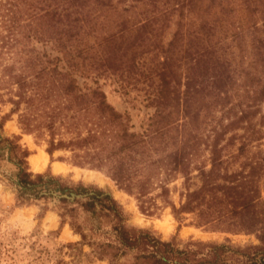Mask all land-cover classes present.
<instances>
[{
	"label": "trees",
	"instance_id": "trees-1",
	"mask_svg": "<svg viewBox=\"0 0 264 264\" xmlns=\"http://www.w3.org/2000/svg\"><path fill=\"white\" fill-rule=\"evenodd\" d=\"M150 2L157 7L158 0ZM171 2L168 0L164 6L171 7ZM199 2L175 0L172 10L162 13L157 8L159 14L141 22L133 35L126 21L117 23V30L104 23L105 9L113 7L112 0H0V101L13 106L11 113H19L26 131L47 132L50 155L57 150L83 152V163L107 168L112 179L129 193L142 175L137 179L139 197H144L154 185L153 180L165 171L169 178H159L158 186L161 196L168 197L170 178L181 175L188 184L193 173L188 145L170 141L174 114L184 108L190 115L197 100L204 102L217 91L219 96L227 86L223 76L226 63L214 52L213 27H209V20L196 24V15L205 18L211 6L200 14ZM186 8L189 15L185 14ZM177 11L179 17L173 22ZM173 23L176 30L165 46L164 33ZM48 44L57 54L38 47ZM183 58L190 64L180 97L176 76ZM77 75L116 76L123 89L137 88L143 78L141 84H146L148 100L156 108L147 128L135 130L129 114L109 103L97 80L96 87H89L86 82L81 84ZM257 87V100L264 103V80L258 81ZM4 95L8 96L6 100ZM261 124L264 126V117ZM230 126L232 123L226 128ZM225 134L221 131L207 145L210 167L196 169L201 185L186 189L180 208L171 206L176 216L195 213L201 226L262 231L264 242L260 187L264 156L257 161L249 159L240 171L230 172L221 144ZM244 148L240 147L241 154ZM22 175L27 186L34 184L31 175ZM37 179L43 180V175H37ZM81 206L92 217L99 219L103 214L101 217L113 222L114 240L97 245L100 256L110 259L111 264H119V259L128 256L132 264H264L261 248L233 259L235 251L228 245L195 242L181 249L148 231L132 232L125 226L121 207L102 193L89 196ZM91 229L95 230L94 225ZM75 231L83 239L87 237L81 226Z\"/></svg>",
	"mask_w": 264,
	"mask_h": 264
},
{
	"label": "rangeland",
	"instance_id": "rangeland-1",
	"mask_svg": "<svg viewBox=\"0 0 264 264\" xmlns=\"http://www.w3.org/2000/svg\"><path fill=\"white\" fill-rule=\"evenodd\" d=\"M150 1L112 0L113 7L105 9L104 23L117 30L116 24L126 21L135 35V29L141 22L154 17L155 13L159 14L158 10L161 13L172 10L175 2L172 0L171 7H167L164 3L168 0H158L155 8ZM199 1L200 14L208 6L211 8L205 18L196 15L199 18L196 24L209 20V27H213L214 52L226 63L227 72L223 76L227 86L219 96L217 91L214 97H208L204 102L197 100L190 115L185 114L184 108L177 109L174 114L175 124L170 131L173 139L170 141L188 145L193 172L191 181L185 184L181 175L170 178L167 182L170 194L162 197L159 178L168 177L162 171L160 177L153 180L154 185L148 193L139 197L137 179L142 177L139 175L129 193L112 179L107 168L99 169L83 163V152L57 150L50 155L47 132L26 131L20 124L19 113H11L13 106L0 101V264H111L110 259L100 256L97 245L114 240L113 222L101 217L103 214L96 219L81 206L95 193L108 195L117 202L123 211L125 226L130 231H148L162 241L174 242L181 249L195 242L228 245L235 251L233 259L254 253L253 248L264 249L260 238L262 231L249 233L201 226L195 213L176 216L171 206L172 203L180 208L186 189H196L201 185L196 169L210 167L207 145L221 131H226L221 144L225 166L230 172L240 171L249 159L257 161L264 156V126L261 124L264 103L256 96L257 83L264 80V0ZM184 11L189 15L187 8ZM179 12H176L173 22L178 19ZM175 30L174 23L166 29L163 45L167 46ZM94 41V38L90 39L93 45ZM38 47L57 54L51 50L50 44ZM182 50L184 57L185 47ZM186 61L183 58L177 69L176 86L180 97L184 91L181 83H184L190 64L187 65ZM207 71L203 73L210 76ZM77 76L81 84L86 82L89 87H96L94 81L97 80L109 103L119 112L129 114L135 130L142 132L147 128L156 108L148 100L144 90L146 84H141L143 78L137 88L123 89L120 78L116 76ZM7 98L4 95V100ZM242 117L245 118L242 120ZM230 123L232 126L226 128ZM242 145L245 148L241 154L239 149ZM41 152L48 155V161L37 172L31 160ZM56 163L62 164L65 170L55 172ZM91 171L94 175H90ZM23 173L31 175L34 184L27 186L23 182ZM37 175H43V180L37 179ZM99 177L111 185L105 187L99 182ZM260 187L264 202V176ZM72 194L86 196L74 200L62 197ZM78 225L87 236L85 239L75 231ZM93 225L95 230L91 229ZM118 263L132 264V258H121Z\"/></svg>",
	"mask_w": 264,
	"mask_h": 264
},
{
	"label": "bare ground",
	"instance_id": "bare-ground-1",
	"mask_svg": "<svg viewBox=\"0 0 264 264\" xmlns=\"http://www.w3.org/2000/svg\"><path fill=\"white\" fill-rule=\"evenodd\" d=\"M47 161H48V155L44 152H41L39 155H36L32 158L31 163H32L33 169L39 172L46 166ZM63 170H65V167L62 164H59V163L55 164V172H60ZM90 175H94L93 172ZM88 177L91 178L92 176H88ZM98 180L105 187H108L109 185H111L107 180H104L103 178L99 177Z\"/></svg>",
	"mask_w": 264,
	"mask_h": 264
},
{
	"label": "water",
	"instance_id": "water-1",
	"mask_svg": "<svg viewBox=\"0 0 264 264\" xmlns=\"http://www.w3.org/2000/svg\"><path fill=\"white\" fill-rule=\"evenodd\" d=\"M86 195H77V194H72L70 197L69 196H62L63 198H68L70 200H74L75 198H83ZM61 196H59V198H62Z\"/></svg>",
	"mask_w": 264,
	"mask_h": 264
}]
</instances>
